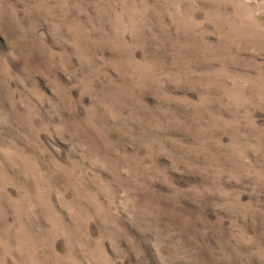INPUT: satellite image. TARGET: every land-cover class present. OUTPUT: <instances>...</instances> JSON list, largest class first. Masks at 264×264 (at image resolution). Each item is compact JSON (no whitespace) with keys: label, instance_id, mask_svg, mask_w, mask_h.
Instances as JSON below:
<instances>
[{"label":"clouds","instance_id":"obj_1","mask_svg":"<svg viewBox=\"0 0 264 264\" xmlns=\"http://www.w3.org/2000/svg\"><path fill=\"white\" fill-rule=\"evenodd\" d=\"M0 39V264H264V0H0Z\"/></svg>","mask_w":264,"mask_h":264},{"label":"rangeland","instance_id":"obj_2","mask_svg":"<svg viewBox=\"0 0 264 264\" xmlns=\"http://www.w3.org/2000/svg\"><path fill=\"white\" fill-rule=\"evenodd\" d=\"M0 49H5V45H4V42H3L2 39H0ZM13 68H14L15 71H19V65H13ZM162 162H163V161H162ZM184 180H187L188 182H192V178H188V177L183 178V180H182L181 182L183 183ZM128 227H129V230H130L134 235H136L138 239H145L144 237H141L139 233H136V232H135V229H134L131 225H129Z\"/></svg>","mask_w":264,"mask_h":264}]
</instances>
